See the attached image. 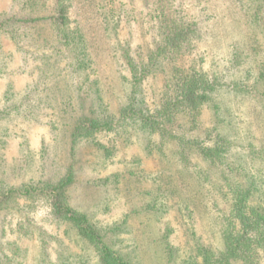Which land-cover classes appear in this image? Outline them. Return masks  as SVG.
I'll use <instances>...</instances> for the list:
<instances>
[{
    "label": "rangeland",
    "instance_id": "1",
    "mask_svg": "<svg viewBox=\"0 0 264 264\" xmlns=\"http://www.w3.org/2000/svg\"><path fill=\"white\" fill-rule=\"evenodd\" d=\"M66 2L69 43L48 19L21 24L18 35L0 31V185L56 182L71 174L68 204L136 264H182L194 253L192 231L219 247L215 213L193 195L201 180L177 161L174 146L163 154L158 131L125 121L90 138L72 137L86 119L117 116L126 103L131 86L124 49L145 55L154 47L153 0ZM38 4L33 15L55 13V0ZM171 8L198 31L184 64L223 83L201 110V138L212 126L228 133L233 158L264 181V160L245 152L249 143H264L263 84L245 75L251 69L255 76L264 65V0H172ZM27 13L20 0H0V20ZM165 75L141 85L152 110ZM232 79L250 87V95L233 93L226 86ZM187 157L207 166L196 153ZM168 241L178 248L173 261L159 251ZM10 255L14 264H101L69 224L52 217L45 195L0 210V264Z\"/></svg>",
    "mask_w": 264,
    "mask_h": 264
},
{
    "label": "trees",
    "instance_id": "2",
    "mask_svg": "<svg viewBox=\"0 0 264 264\" xmlns=\"http://www.w3.org/2000/svg\"><path fill=\"white\" fill-rule=\"evenodd\" d=\"M20 2L29 13L1 19V32L18 35L21 24L48 19L59 27L62 40L69 43L70 38L65 31L69 22L66 0H55V13L50 15H33L39 10V0ZM153 3L155 16L158 17L154 47L145 55L133 52L130 47L124 49L123 62L129 70L131 86L126 103L117 116L86 119V123L75 127L72 137L90 138L98 129L112 130L125 121L136 123L149 131H158L163 154H166V146H174L173 154L177 161L188 165L186 168L190 175L201 180L202 188L193 195L202 197L204 206L213 209L220 234L221 245L218 247L204 242L202 236L192 231L194 253L182 264H264V181L248 172V166H242L233 158L234 143L228 133L216 126L206 129L204 136L210 140L208 144L199 134L201 110L223 86L222 80L218 75L193 64H184L198 35L197 28L193 26L194 23L175 15L171 8L172 0H153ZM236 58L237 54L233 53L229 60L234 63L237 62ZM166 64L169 65L167 71ZM161 73L166 75L163 77L157 106L152 110L141 85L146 78L152 79ZM254 74L251 69L245 73L263 84L259 94L264 108V65ZM239 81L232 79L226 86L235 94L250 95V87L239 85ZM245 152L252 160H264V143L257 147L249 143ZM192 153H196L207 166H196L195 162H189L187 156ZM212 173L215 178L211 177ZM71 181L72 175L67 174L56 182L0 185V210L20 199H27L31 204L42 195L48 196L52 217L69 224L94 249L101 264H136L116 249L112 241L107 240L106 232L85 213L76 211L68 204L66 186ZM190 208L193 213L194 209ZM176 250L178 248L168 241L159 251L167 252L166 256L173 261ZM6 264H14L11 255L10 262Z\"/></svg>",
    "mask_w": 264,
    "mask_h": 264
}]
</instances>
